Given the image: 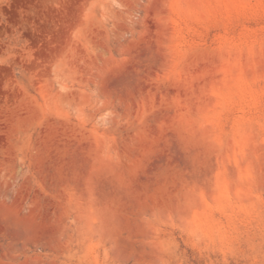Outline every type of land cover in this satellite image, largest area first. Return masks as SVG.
Segmentation results:
<instances>
[{
	"label": "rangeland",
	"instance_id": "obj_1",
	"mask_svg": "<svg viewBox=\"0 0 264 264\" xmlns=\"http://www.w3.org/2000/svg\"><path fill=\"white\" fill-rule=\"evenodd\" d=\"M0 264H264V0H0Z\"/></svg>",
	"mask_w": 264,
	"mask_h": 264
}]
</instances>
